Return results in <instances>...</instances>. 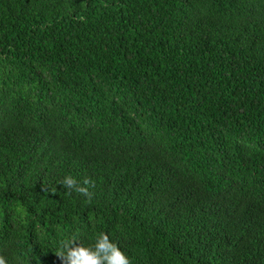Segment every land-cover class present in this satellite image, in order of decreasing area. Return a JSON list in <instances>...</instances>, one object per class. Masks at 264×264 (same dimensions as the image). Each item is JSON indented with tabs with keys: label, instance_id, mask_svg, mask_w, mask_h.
Returning <instances> with one entry per match:
<instances>
[{
	"label": "trees",
	"instance_id": "16d2710c",
	"mask_svg": "<svg viewBox=\"0 0 264 264\" xmlns=\"http://www.w3.org/2000/svg\"><path fill=\"white\" fill-rule=\"evenodd\" d=\"M101 232L264 264V0H0V258Z\"/></svg>",
	"mask_w": 264,
	"mask_h": 264
},
{
	"label": "clouds",
	"instance_id": "9594fccd",
	"mask_svg": "<svg viewBox=\"0 0 264 264\" xmlns=\"http://www.w3.org/2000/svg\"><path fill=\"white\" fill-rule=\"evenodd\" d=\"M59 183L91 200L92 193L87 185L92 181L85 179L83 185H80L75 177L68 175ZM57 256L61 264H132L126 252L105 232L96 235L88 246L80 243L78 238H70L57 250ZM0 264H5L3 258H0Z\"/></svg>",
	"mask_w": 264,
	"mask_h": 264
}]
</instances>
